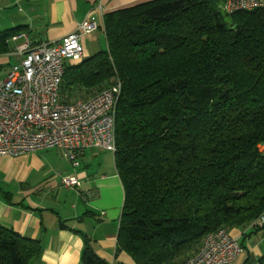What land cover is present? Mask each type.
<instances>
[{"label":"trees","instance_id":"trees-1","mask_svg":"<svg viewBox=\"0 0 264 264\" xmlns=\"http://www.w3.org/2000/svg\"><path fill=\"white\" fill-rule=\"evenodd\" d=\"M224 1L150 0L107 12L105 49L65 64L62 102L121 82L115 255L134 264H183L208 233L264 228V9L227 13ZM10 36L0 33V53ZM40 253L38 240L0 224V264ZM81 264H107L89 239Z\"/></svg>","mask_w":264,"mask_h":264},{"label":"crops","instance_id":"crops-1","mask_svg":"<svg viewBox=\"0 0 264 264\" xmlns=\"http://www.w3.org/2000/svg\"><path fill=\"white\" fill-rule=\"evenodd\" d=\"M146 1L150 0H0V33L12 34L7 50L0 53V80L20 62L16 48L25 40H59L94 16L98 29L82 37L83 57H88L106 45L101 28L105 13ZM63 158L58 148L0 156V224L39 241L41 253L29 264H81L87 239L107 264H134L125 252L115 255L124 192L113 152L84 149L80 164L70 171L79 182L73 187L57 184L52 174ZM230 233L242 246L231 264L254 263L264 255V228L247 225Z\"/></svg>","mask_w":264,"mask_h":264},{"label":"built area","instance_id":"built-area-1","mask_svg":"<svg viewBox=\"0 0 264 264\" xmlns=\"http://www.w3.org/2000/svg\"><path fill=\"white\" fill-rule=\"evenodd\" d=\"M264 9V0H225L227 13ZM98 29L87 16L77 30L56 41L32 43L28 39L16 52L19 63L0 80V156L18 157L58 148L73 166L86 148L115 150V116L121 82L87 99L60 101L65 64L84 56L82 37ZM16 38V37H14ZM264 153V144L259 147ZM65 187L78 186L76 177H63ZM264 223V216L259 219ZM242 252L239 240L227 229L208 233L199 251L183 264H231Z\"/></svg>","mask_w":264,"mask_h":264},{"label":"rangeland","instance_id":"rangeland-1","mask_svg":"<svg viewBox=\"0 0 264 264\" xmlns=\"http://www.w3.org/2000/svg\"><path fill=\"white\" fill-rule=\"evenodd\" d=\"M225 19H226L227 22L230 21V17H228V16H225ZM105 47H106V45L104 43H102V46L100 47V49H97V51H95V53L98 52V51L104 50ZM1 72H0V76H1ZM101 90H103V89H101ZM100 91H98V92H100ZM87 93L89 95L88 98L92 96L90 90ZM97 93H95V94H97ZM109 152L111 153V151H109ZM77 162H78V165H79L80 163H79V160L78 159H77ZM56 163H57V161H56ZM72 166L73 165L70 162H68L66 159H64L61 163H57V165L55 167L56 169H54V171L52 172V174L56 177L57 184H60L61 183L63 177L75 176L74 174L70 173L71 169H73ZM33 175H34V173H33Z\"/></svg>","mask_w":264,"mask_h":264}]
</instances>
